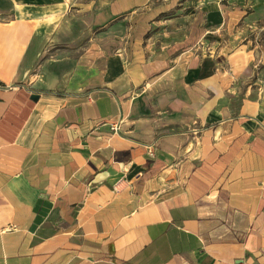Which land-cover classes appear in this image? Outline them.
I'll return each mask as SVG.
<instances>
[{"label":"crops","instance_id":"crops-1","mask_svg":"<svg viewBox=\"0 0 264 264\" xmlns=\"http://www.w3.org/2000/svg\"><path fill=\"white\" fill-rule=\"evenodd\" d=\"M71 1L0 0V264H264V0Z\"/></svg>","mask_w":264,"mask_h":264},{"label":"rangeland","instance_id":"rangeland-1","mask_svg":"<svg viewBox=\"0 0 264 264\" xmlns=\"http://www.w3.org/2000/svg\"><path fill=\"white\" fill-rule=\"evenodd\" d=\"M73 2H76V1L73 0ZM185 2H183V3H185ZM173 3L176 6H174L172 4L169 7V6H167L168 3L165 0H153L152 1V7H151V9H148L147 14L149 16L154 17V19H155L154 21L155 22H158V23H156L155 25L152 26L153 29H155L154 33H161V28L164 26L161 23L163 18L170 17V16H173V15H182L183 11L178 12V11H180L182 9H185L186 13L190 12L192 10L191 7H192L193 4H191L189 2H186V4L182 5L179 8L177 7L178 2H173ZM140 12L146 13V10L143 9V10H140ZM144 16H145V14H144ZM44 21L47 24H51V23L55 22V17L52 15L51 18H48L47 20H44ZM110 26H111L110 30L112 31V29H114V27H112V25H110ZM131 31H132V27H131V25H129V23L124 24L121 27H118L119 34L123 35V41L122 42L124 44L125 43L128 44V43L131 42V40L129 38V35H130ZM253 31H254V33L250 37V41H251V49L254 50L255 54H256L255 55V64L260 65V66L263 67L264 66V28L263 27H256V29H254ZM111 50L113 51V47L111 48ZM110 54H112V53H110ZM255 78H256V74H255Z\"/></svg>","mask_w":264,"mask_h":264},{"label":"built area","instance_id":"built-area-1","mask_svg":"<svg viewBox=\"0 0 264 264\" xmlns=\"http://www.w3.org/2000/svg\"><path fill=\"white\" fill-rule=\"evenodd\" d=\"M110 129L111 131L114 133V134H117L119 132V123L118 124H112L110 126ZM241 264H250V263H247V262H244V263H241Z\"/></svg>","mask_w":264,"mask_h":264},{"label":"water","instance_id":"water-1","mask_svg":"<svg viewBox=\"0 0 264 264\" xmlns=\"http://www.w3.org/2000/svg\"><path fill=\"white\" fill-rule=\"evenodd\" d=\"M37 98H38L37 96H32V97H31V99L34 100V101H36Z\"/></svg>","mask_w":264,"mask_h":264}]
</instances>
